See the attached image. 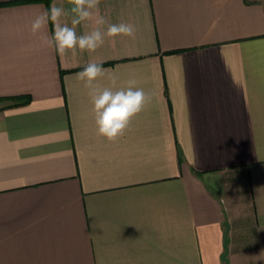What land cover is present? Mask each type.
<instances>
[{
  "label": "crops",
  "instance_id": "crops-1",
  "mask_svg": "<svg viewBox=\"0 0 264 264\" xmlns=\"http://www.w3.org/2000/svg\"><path fill=\"white\" fill-rule=\"evenodd\" d=\"M0 0V264H264V0H100L132 24L60 55L33 19L68 0ZM152 99L115 142L78 73Z\"/></svg>",
  "mask_w": 264,
  "mask_h": 264
},
{
  "label": "clouds",
  "instance_id": "clouds-1",
  "mask_svg": "<svg viewBox=\"0 0 264 264\" xmlns=\"http://www.w3.org/2000/svg\"><path fill=\"white\" fill-rule=\"evenodd\" d=\"M68 3L72 5V27L61 24V17L67 16L69 12L55 4L51 6L50 13L46 11L37 15L31 23V32L37 35L47 26L48 20H51L54 24V36L51 39L45 38L43 43L47 47H54L60 55L68 51L75 55L77 49L81 52H95L104 44L105 37L135 36V26L126 23L109 24L106 31L97 27L78 36L76 26L84 21L94 20L98 26L106 23L100 14V0H68ZM101 64L102 62H89L83 71L78 73V78L89 90L97 135L106 138L108 142H115L125 134L132 120L145 109L152 97L136 86L135 79H130L126 86L119 87L117 78L111 76V87H99L96 82L106 75V70Z\"/></svg>",
  "mask_w": 264,
  "mask_h": 264
},
{
  "label": "trees",
  "instance_id": "trees-1",
  "mask_svg": "<svg viewBox=\"0 0 264 264\" xmlns=\"http://www.w3.org/2000/svg\"><path fill=\"white\" fill-rule=\"evenodd\" d=\"M36 1V0H35ZM46 2H47V4H49V2H48V0H46ZM2 4L0 3V6H1ZM2 98H0V100H1Z\"/></svg>",
  "mask_w": 264,
  "mask_h": 264
}]
</instances>
